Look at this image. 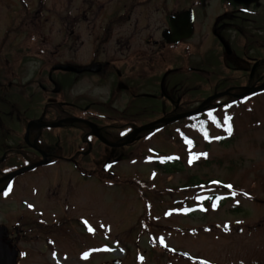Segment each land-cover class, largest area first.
<instances>
[{"label": "rangeland", "instance_id": "1", "mask_svg": "<svg viewBox=\"0 0 264 264\" xmlns=\"http://www.w3.org/2000/svg\"><path fill=\"white\" fill-rule=\"evenodd\" d=\"M121 1L100 0V4H89L88 0H0V42L6 34V38L14 36L7 46L12 55L19 44L37 41L41 50L37 51L51 58L52 46L67 35L71 19L93 17L88 25L76 26L79 36L92 34L98 26L95 19L123 13ZM160 1L139 6L133 15L156 24L162 17L161 8L157 9ZM169 1L170 11L182 5L188 8L195 0ZM229 4V0H197V31L203 41L201 58L204 60L213 54L218 59L215 71L212 63V68L205 69L209 75H204V81L186 83L185 103L189 104H184V109L195 108L206 96L245 84L238 78L240 74L230 71L228 61L222 64L221 50H214V20L229 9ZM255 4L250 7L255 10L253 15H248V19L242 15L246 18L242 27L236 28L238 20H230L229 41L240 38L247 48L244 56L251 57V62L259 59L261 64L259 76L262 77L258 82L251 80L248 86L264 81V0ZM117 7L120 11L115 12ZM23 15L39 16L40 20ZM226 21V18L222 20ZM40 24L42 29L38 34ZM15 26L18 32L14 35ZM238 30L246 33V38ZM86 41L90 42L89 37ZM75 49L78 54L83 51L76 46ZM66 54L67 47L59 48L56 62L68 60ZM51 63L54 64V58ZM36 64L35 59L25 61V70H31ZM11 74L10 86L0 81L1 120L29 91L15 87L29 72L19 78ZM193 99L196 106L192 105ZM229 99L224 97L222 105L196 118L169 124L139 140L133 147V160L110 171L115 176L121 175L123 181L119 184L107 178L104 184L89 179L69 188L71 196L67 195L66 215H61L60 207L44 199L50 194L59 197L61 192H68V188H63L68 183L58 170L33 179L31 186L20 187L18 181L11 189L12 202L2 201L0 196V218L1 213L9 215L6 209L14 206L3 203H19L22 205L16 207L22 208L21 202L29 206L33 200L36 205L32 204L31 208L47 215L52 212L59 221L55 230L21 233L24 237L19 247L24 258H31L25 262L52 264L51 260H43L47 254L53 264H264V91L241 100ZM7 101H10L9 108ZM162 159L173 160L171 165L176 163V167L170 172L158 168L156 161ZM41 170L44 173L51 169ZM55 177L61 186L45 187V182ZM71 181L76 182V178ZM37 198L44 201L38 204L34 201ZM45 240L57 253L52 254Z\"/></svg>", "mask_w": 264, "mask_h": 264}, {"label": "flooded vegetation", "instance_id": "2", "mask_svg": "<svg viewBox=\"0 0 264 264\" xmlns=\"http://www.w3.org/2000/svg\"><path fill=\"white\" fill-rule=\"evenodd\" d=\"M153 1L122 0L120 5L124 9L123 13L95 19L98 26L92 30V34L87 32L79 36L76 26L88 25L93 17L71 19L67 35L62 42L52 46L49 53L51 58L48 54L42 55L37 41L33 43L28 40L27 43L19 44V48L12 55V50L7 47L9 42L6 41V36L0 42V81L8 87L11 85V72L17 78L26 71L30 74L23 81L19 80L20 85L15 86L22 91L28 88V95L19 98L11 108L10 101H7L9 109L4 113V118L0 119V179L8 176L0 184L2 201L8 199L12 202L11 189L18 181L20 187H23L33 183V179L48 176L51 171L58 170L63 181L68 183L63 187L68 188V192H61L59 197H54V194L49 197L44 195V199L52 206L60 207L61 215L68 214L64 208L68 204L69 188L78 185L77 183H85V180L101 181L113 177L106 176L101 171L118 167L131 158L133 154L130 157L131 153L123 151L126 149L134 152L135 143L144 135L139 134L138 140L131 143L128 140L130 134L155 120L179 114L186 98V83L204 81V75H209V71L205 69L214 66V71L216 70L217 55L214 57L213 54H208L204 60L201 58L203 41L197 31L195 18L197 1H192L188 8L182 5L169 11L170 1L161 0L157 9L161 8L162 17L157 25L133 15L139 6L147 7ZM94 2L100 4V0H88L89 4ZM255 5H237L234 8L233 4H229V11L225 10L223 15L214 20V50L219 48L222 64L228 61L230 71L241 75L238 78L245 84L238 88L249 85L251 80H260L261 64L259 59L255 58L251 62V57L246 54L244 56L247 48L240 38L236 42L229 41L232 28L230 20H238L236 28L242 27V22L246 19L242 15L248 19V15H253L255 11L250 7ZM188 9H192L194 13L192 36L177 43L168 42L166 37L173 32L169 19L171 14L177 15ZM117 11H120L118 7L115 12ZM35 18L40 20L39 16ZM224 18L226 22H222ZM183 26L180 24V28ZM24 28L26 31V27ZM41 29L40 24L39 31L36 29L38 34ZM221 29L225 33H221ZM238 34L243 35V39L247 35L239 30ZM88 37L90 42L86 41ZM32 38L36 37L31 36ZM75 46L82 48V53L78 54ZM62 47H67L68 60L57 63L55 57ZM53 58L54 64L51 63ZM29 59H35L37 64L31 70H25L27 65L24 62H29ZM52 67L56 69L52 70ZM61 67L72 70L64 71ZM18 70H22L20 74ZM214 81L217 79L214 78ZM4 98L9 99L6 96ZM75 119L82 120L83 123L68 122ZM55 123L59 126H46ZM159 127L161 126L156 128ZM95 135L116 146L102 144ZM28 167V170L22 171ZM44 168L51 170L43 173L41 169ZM11 174L14 176L10 178ZM72 178H76V182L71 181ZM58 180L55 177V180L46 181L45 187H60ZM44 199L37 198L34 201L39 204ZM10 202L3 203L14 206L12 212L9 208L6 209L9 215L1 213L3 219L0 218V244L8 250L11 260L13 252L16 253V264H27L25 260L29 261L31 258H24V252L19 247V241L24 237L21 233L55 230L58 229L59 221L52 212L47 215L38 208H31L36 205L33 200L32 206H25L21 202L24 204L22 208L16 207L22 204ZM45 241L52 254L57 253L55 247ZM43 260H51L53 263L47 254L43 256Z\"/></svg>", "mask_w": 264, "mask_h": 264}, {"label": "water", "instance_id": "3", "mask_svg": "<svg viewBox=\"0 0 264 264\" xmlns=\"http://www.w3.org/2000/svg\"><path fill=\"white\" fill-rule=\"evenodd\" d=\"M253 1H256V0H234V2L236 3H242V4H249L250 2H253ZM190 14L187 15V18ZM190 24H191V21L190 20H187V33L183 34V35H178L176 32H175V37H181V36H189V33H190ZM63 70H70V68H63ZM264 89V84L258 88H255V89H246L244 94L242 95H236L235 98H241V97H244L248 94H254L256 92H259L261 90ZM223 95V94H222ZM221 95H217V96H214L212 98H209L205 103H203L198 109H196L195 111L191 112V113H187V114H184V115H181V116H178V117H175V118H172V119H168V120H161V121H158V122H155L149 126H155L159 123H170L172 121H175V120H178V119H181V118H184V117H188V116H192V115H195L197 113H200L202 110H203V107L205 106L206 103H208L209 101L219 97ZM149 126H146V127H143V128H140L136 133L140 132L141 130H147L149 129L150 127ZM135 133V134H136ZM134 134V135H135ZM0 264H10V261L7 259V257L5 256L4 252L2 251V249L0 248Z\"/></svg>", "mask_w": 264, "mask_h": 264}, {"label": "trees", "instance_id": "4", "mask_svg": "<svg viewBox=\"0 0 264 264\" xmlns=\"http://www.w3.org/2000/svg\"><path fill=\"white\" fill-rule=\"evenodd\" d=\"M171 167H175V166H171ZM171 167L165 166V167L163 168V170H165L166 172H170V171H172V169H173V168H171ZM170 168H171V169H170Z\"/></svg>", "mask_w": 264, "mask_h": 264}, {"label": "snow or ice", "instance_id": "5", "mask_svg": "<svg viewBox=\"0 0 264 264\" xmlns=\"http://www.w3.org/2000/svg\"><path fill=\"white\" fill-rule=\"evenodd\" d=\"M209 115H211V113H209ZM226 130H230V129H226ZM229 187H231V186L229 185Z\"/></svg>", "mask_w": 264, "mask_h": 264}]
</instances>
